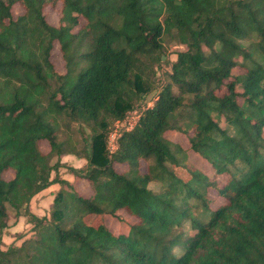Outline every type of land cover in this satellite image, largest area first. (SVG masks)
I'll return each mask as SVG.
<instances>
[{
    "label": "trees",
    "instance_id": "16d2710c",
    "mask_svg": "<svg viewBox=\"0 0 264 264\" xmlns=\"http://www.w3.org/2000/svg\"><path fill=\"white\" fill-rule=\"evenodd\" d=\"M57 1L52 26L44 9ZM168 36L184 48L158 81ZM53 41L64 74L49 60ZM153 88L109 152L110 125ZM60 121L81 135L79 150L59 139ZM64 153L85 160L70 170L90 193L51 177ZM57 182L49 217L33 214L31 199ZM119 210L132 221L114 233L102 219ZM10 211L29 217L32 235L0 248V264H264V0H0V243Z\"/></svg>",
    "mask_w": 264,
    "mask_h": 264
},
{
    "label": "rangeland",
    "instance_id": "374dc122",
    "mask_svg": "<svg viewBox=\"0 0 264 264\" xmlns=\"http://www.w3.org/2000/svg\"><path fill=\"white\" fill-rule=\"evenodd\" d=\"M60 8L61 4L59 1L56 2L55 6L53 8L47 7L44 9V14L47 20V23H49L52 26H56L60 21ZM23 9L19 4H14L12 7V14L14 16L22 14ZM85 20L82 17H78V25H76L71 31H76L77 28H79L81 25H83ZM164 53H165V61H163L160 65V68L155 67V77L154 79L158 80L163 79L162 81H165V75L163 71L165 69L167 70L170 63L175 59V51L177 50H183V46L180 45L178 42L175 41V39H170L169 36L165 37L164 42ZM50 57L49 60L51 64L53 65V70L58 74H64L66 72V66L65 61L62 56V51L60 49L59 43L57 41H53L52 48L49 52ZM78 68V67H77ZM78 70V69H76ZM242 68L239 66H236L232 69L233 74H240L242 72ZM157 84V83H156ZM154 89V88H153ZM151 90L146 93L142 97L141 104L143 106H151L156 98V89ZM137 103V102H136ZM60 130L58 132V137L60 140H64L66 136L68 135L71 139V141H74L75 150H79L82 146V141H79L81 138V135L79 133L71 132L70 130H67L64 126L65 123H62L60 121ZM115 122H113L109 127V133L111 134L112 131L115 129L114 127ZM83 126V133L84 135L90 134V128L86 125L82 124ZM77 128V125L75 123L70 124V129L74 130ZM108 133L106 137V145L107 148L110 149L109 141H112L110 138V134ZM167 139L172 142L175 145H178L182 151L186 149L188 146V141L186 136L172 131L168 132L166 134ZM40 149L42 152H48L49 148L45 141H41ZM66 149V148H65ZM112 151V150H111ZM186 151V150H185ZM55 157L52 158V162L55 161ZM186 159L189 164L194 165L196 168H198L202 173H204L208 178H211L213 175V169L212 167L207 164L198 154L192 152V151H186ZM114 168L118 171H124L126 169V166L124 164H120L118 162L114 161ZM146 163L141 162V168L145 169ZM85 167V160L81 157H77L73 153H64L59 157V167L57 169V172H52L51 177H54L57 175L58 179L66 180L72 184L73 191L77 193H82L83 195L90 193L89 185L87 181L81 177H78L74 175V173L71 172L70 169H82ZM11 175L10 171L5 172L3 174L4 178H9ZM217 181L219 184H221L225 179L226 176L220 175L217 178ZM52 185V186H51ZM48 188H46L45 191L39 192L44 193L43 195H39L36 200L33 202L32 208L33 211L36 212V216H47L49 217V211L50 206L52 203V199L56 193V191L59 188L65 187L64 185L60 183H53ZM149 188H152L153 190H158L159 186L157 183H150ZM37 194V195H38ZM212 196H215V193L212 191L210 192ZM49 198V201H48ZM222 199L217 198L216 204H221ZM30 210V207H29ZM31 211V210H30ZM29 217L25 215L15 216L13 213L9 214L8 219V225L5 228V230L2 233L1 236V243L0 248L5 249L8 245H11L12 243L15 246H18L21 244V242L24 239L29 238V236L32 235V223L28 220ZM104 224L114 233L119 232H125L127 227L126 223L131 222V217L128 216L125 212L119 210L116 212L115 215H105L103 217ZM98 222L97 218L89 220V223L95 224Z\"/></svg>",
    "mask_w": 264,
    "mask_h": 264
},
{
    "label": "built area",
    "instance_id": "2783aa9c",
    "mask_svg": "<svg viewBox=\"0 0 264 264\" xmlns=\"http://www.w3.org/2000/svg\"><path fill=\"white\" fill-rule=\"evenodd\" d=\"M147 107L149 106L147 105L145 107L141 103H139L132 110L128 111L121 120L115 121L114 127H116L111 134L109 133L110 138L112 139V141H109L110 149L107 148L109 152L112 153L117 149L119 136L124 131H129L134 127L143 110H145Z\"/></svg>",
    "mask_w": 264,
    "mask_h": 264
},
{
    "label": "crops",
    "instance_id": "0c3cea01",
    "mask_svg": "<svg viewBox=\"0 0 264 264\" xmlns=\"http://www.w3.org/2000/svg\"><path fill=\"white\" fill-rule=\"evenodd\" d=\"M52 186V185H51ZM48 188V187H47ZM46 189H44V190H42L41 192H43V191H45ZM44 193H40V194H36L32 199H31V201H30V203H29V207H30V210H31V212L33 213V214H36V212L35 211H33V208H32V205H33V202L36 200V198L39 196V195H43ZM48 201H49V198H48ZM37 215V214H36Z\"/></svg>",
    "mask_w": 264,
    "mask_h": 264
}]
</instances>
